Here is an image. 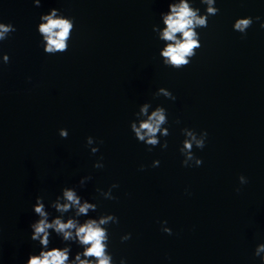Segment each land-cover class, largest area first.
<instances>
[{
    "label": "water",
    "instance_id": "water-1",
    "mask_svg": "<svg viewBox=\"0 0 264 264\" xmlns=\"http://www.w3.org/2000/svg\"><path fill=\"white\" fill-rule=\"evenodd\" d=\"M170 2L41 0L34 7L33 0H0V22L17 29L0 43V55L10 57L0 64V264H24L36 250L29 239L36 196L47 204L87 176L79 194L98 204L92 215L119 218L109 226L117 261L259 264L253 253L264 243V29L254 20L242 37L232 24L264 19V0H217L219 13L198 30L202 47L180 70L163 66L152 31ZM54 7L75 17V31L67 52L45 55L36 25ZM160 87L176 100L154 97ZM145 102L167 109V149L148 151L129 129ZM184 127L208 133L205 148L193 149L200 167L182 166ZM88 136L103 141L95 155ZM101 156L104 167L96 169ZM240 175L247 184L239 185ZM114 183L115 200L96 191ZM162 221L172 235L161 231ZM126 233L132 237L121 243Z\"/></svg>",
    "mask_w": 264,
    "mask_h": 264
},
{
    "label": "clouds",
    "instance_id": "clouds-1",
    "mask_svg": "<svg viewBox=\"0 0 264 264\" xmlns=\"http://www.w3.org/2000/svg\"><path fill=\"white\" fill-rule=\"evenodd\" d=\"M216 4L217 0H199V6L197 0H171L168 3L167 11L160 13V22L152 28L155 38L162 45L159 58L163 66L180 70L191 63L202 47L198 30L207 28L210 17L219 13L220 9ZM33 6L40 7L41 0H33ZM254 20L259 22L260 29H264V19L260 16H244L235 19L232 30L242 37L246 36ZM16 31L13 23L0 22V43ZM74 31L75 17L66 15L63 10L55 7L42 13L36 25V33L40 37L39 44L45 55L67 52ZM9 61L7 53L0 55V64L7 65ZM153 95L176 100L172 92L164 87L158 88ZM175 123L180 124L179 119ZM169 127L167 109L161 105L153 107L150 102L141 104L134 113V119L129 123L134 139L143 143L148 151L158 145L161 150L167 149ZM180 133L184 137L179 147L183 156L182 166L200 167L203 161L195 155L193 149L202 151L205 148L207 131L197 132L195 129L184 127L180 129ZM58 135L61 139H67L68 129H59ZM102 143V140L98 141L92 136L86 137V146L92 155L99 152V145ZM102 160L101 156L93 167L102 169ZM159 164V160H153L151 167H158ZM144 168L145 166L141 165L139 170L143 171ZM89 180L90 176L82 177L78 185L63 187L60 194L47 204L43 196H36L31 206L36 219L29 225V239L34 243L36 250L29 253L24 264H128L126 257H120L117 261L110 251L109 226L119 223V218L106 213L92 215L97 213L98 204L79 194V189H83ZM238 181L241 186L248 183L244 175H240ZM118 187L119 185L114 183L107 191L99 188L96 191L105 200H115L112 190ZM236 191L239 192L240 188H236ZM166 224L167 221L161 222V231L172 235V230L165 226ZM131 237V233H126L120 237V242L124 243ZM55 241H59V246L55 245ZM253 255L258 258L259 264H264V243L255 247Z\"/></svg>",
    "mask_w": 264,
    "mask_h": 264
}]
</instances>
